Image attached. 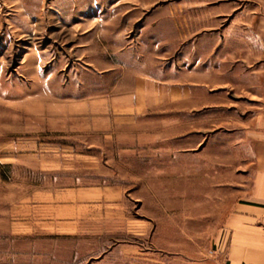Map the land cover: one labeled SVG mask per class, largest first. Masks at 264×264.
Returning <instances> with one entry per match:
<instances>
[{
	"label": "rangeland",
	"instance_id": "obj_1",
	"mask_svg": "<svg viewBox=\"0 0 264 264\" xmlns=\"http://www.w3.org/2000/svg\"><path fill=\"white\" fill-rule=\"evenodd\" d=\"M259 1L0 0V264H208L257 107L186 60Z\"/></svg>",
	"mask_w": 264,
	"mask_h": 264
},
{
	"label": "crops",
	"instance_id": "obj_2",
	"mask_svg": "<svg viewBox=\"0 0 264 264\" xmlns=\"http://www.w3.org/2000/svg\"><path fill=\"white\" fill-rule=\"evenodd\" d=\"M254 8L248 31L238 25L233 33L212 35L215 47L206 45L193 54L196 59L186 60L187 82L195 79L204 87L212 85L211 79L229 83L248 90L257 107L250 119L253 161L248 196L240 198L243 202L236 205V213L227 218L221 243L208 264H264V0Z\"/></svg>",
	"mask_w": 264,
	"mask_h": 264
}]
</instances>
